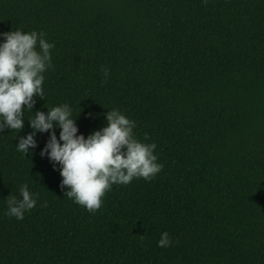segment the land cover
<instances>
[{"label":"trees","instance_id":"16d2710c","mask_svg":"<svg viewBox=\"0 0 264 264\" xmlns=\"http://www.w3.org/2000/svg\"><path fill=\"white\" fill-rule=\"evenodd\" d=\"M16 30L55 47L44 99L0 132V264H264V0H0V34ZM63 104L86 139L119 110L162 171L95 213L67 198L49 133L17 151ZM25 184L39 198L21 221L6 199Z\"/></svg>","mask_w":264,"mask_h":264},{"label":"clouds","instance_id":"9594fccd","mask_svg":"<svg viewBox=\"0 0 264 264\" xmlns=\"http://www.w3.org/2000/svg\"><path fill=\"white\" fill-rule=\"evenodd\" d=\"M0 35L5 41L0 44V132L5 129L20 132L24 128L25 110L32 113L35 97L44 99L42 73L51 67L50 50L55 45L46 41L43 32L16 30ZM102 72L107 79L109 70L103 68ZM106 121V127L86 139L77 134L76 120L68 104L48 109L47 114L36 111L28 120L32 132L19 138L17 151L27 156L29 149L37 147L36 134L49 133L41 158L47 157L54 170L60 165V188L70 189L65 196L95 213L112 185H128L134 178L150 181L163 169L154 155L157 145L142 143L134 137V121L119 110L107 112ZM56 127L60 129L59 139ZM144 139L148 140L147 134ZM19 192L20 199L12 195L6 199V214L22 221L25 212L36 207L39 193L30 192L27 184ZM171 243L169 234L164 232L157 246L166 248Z\"/></svg>","mask_w":264,"mask_h":264}]
</instances>
